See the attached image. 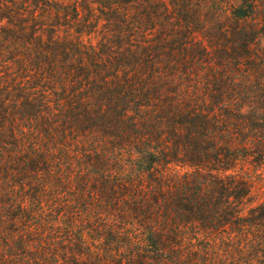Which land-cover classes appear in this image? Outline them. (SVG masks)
Segmentation results:
<instances>
[{"label": "trees", "instance_id": "1", "mask_svg": "<svg viewBox=\"0 0 264 264\" xmlns=\"http://www.w3.org/2000/svg\"><path fill=\"white\" fill-rule=\"evenodd\" d=\"M248 162L264 0H0V264H264Z\"/></svg>", "mask_w": 264, "mask_h": 264}, {"label": "rangeland", "instance_id": "2", "mask_svg": "<svg viewBox=\"0 0 264 264\" xmlns=\"http://www.w3.org/2000/svg\"><path fill=\"white\" fill-rule=\"evenodd\" d=\"M95 39V36L91 37L92 41H95ZM254 163L248 162L238 169L241 172L247 173V177L251 184V191L247 197L248 206H255L264 201V169L261 166H257L259 164L256 162Z\"/></svg>", "mask_w": 264, "mask_h": 264}]
</instances>
